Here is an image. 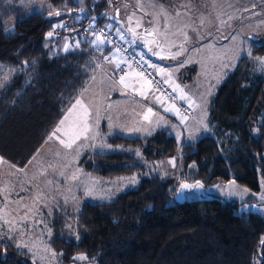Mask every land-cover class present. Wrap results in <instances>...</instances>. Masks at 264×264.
I'll list each match as a JSON object with an SVG mask.
<instances>
[{"label": "trees", "instance_id": "trees-1", "mask_svg": "<svg viewBox=\"0 0 264 264\" xmlns=\"http://www.w3.org/2000/svg\"><path fill=\"white\" fill-rule=\"evenodd\" d=\"M46 2L55 10L77 7L75 0ZM87 4L91 6L92 0ZM104 8L100 0L78 25L64 27L60 33L74 40L72 27L83 31L89 23H106L104 14L91 16ZM11 21L14 32L7 35L5 28ZM58 21L0 0V79L2 72L14 71L0 92V158L20 168L43 145L95 68L96 51L89 41L81 40L83 35L77 40L79 47L51 52L46 39ZM104 47L101 50L109 54ZM251 53L238 61L211 101L209 119L216 136H203L182 147L183 178L190 182L209 186L235 181L260 191L264 77L255 75L253 58L264 56V47L256 44ZM110 144L119 147L84 160L85 171L106 178L126 176L141 168L128 165L137 151L154 162L171 158L178 150L169 130L133 139L115 135ZM172 185V179L148 176L111 202L85 203L76 215L64 209L53 211L50 245L60 264L71 263L77 253L94 257L98 264H264L263 214L239 213L242 202L219 198L169 206ZM71 221L77 226L78 240L70 235ZM0 244L7 246L6 256L0 248V264H33L14 243Z\"/></svg>", "mask_w": 264, "mask_h": 264}, {"label": "rangeland", "instance_id": "rangeland-1", "mask_svg": "<svg viewBox=\"0 0 264 264\" xmlns=\"http://www.w3.org/2000/svg\"><path fill=\"white\" fill-rule=\"evenodd\" d=\"M13 5L27 6L32 12L46 14L56 22L53 35L47 36L46 44L53 54L79 47V41L63 36L60 32L64 27L78 25L100 0H75L77 7L55 10L46 0H6ZM106 8L91 16L95 19L100 14H107L106 24L120 28L125 37L123 43L133 52L143 54L147 61L157 65L152 68L175 88L177 100H163L155 89H151L145 80L129 69L125 75L117 72L119 60L113 54L106 61L100 57L104 44L96 46V39L84 34L81 40L92 44L94 70L86 85L74 97L86 103L91 113L89 117V139H80L73 149H65L57 137L69 130V125L76 119L78 109H72V115L61 126L60 121L51 131L61 127V132L51 140L48 138L30 160L32 163L23 167L14 166L8 162L0 166V243H17L27 245L18 248L28 253L33 264H60L56 254L53 257L50 240L53 230L50 226V215L57 209H64L69 214L76 215L85 203L99 204L114 200L120 194L138 186L141 180L148 176H159L172 179L171 198L168 205L186 201L219 198L223 201L242 202L239 213H259L264 215V194L259 176L260 191L253 192L239 186L235 181L204 185L202 189L186 192V198H178L176 192L182 183L195 184L183 178L184 164L182 147L197 141L203 136H216V128L210 124V104L219 86L227 76L234 71L238 61L247 57L248 38L257 36L264 42V0H104ZM108 5V6H107ZM247 9V11L245 10ZM167 13V16L162 14ZM181 15L177 17L175 13ZM60 12L57 16L55 13ZM135 12V16L133 13ZM75 13V14H74ZM70 14L69 17H64ZM128 17H132L129 22ZM140 22L141 27L136 28ZM151 22V23H150ZM62 24L64 27H57ZM131 27L137 33L134 38ZM74 29V27H72ZM146 29H155L151 35ZM116 31V29H115ZM14 32L11 21L5 28L7 35ZM116 35L117 32H116ZM120 38V35H118ZM135 39V43H129ZM67 48V50H65ZM102 49V50H101ZM151 49L152 51H149ZM179 55H175L177 52ZM109 53V52H108ZM159 53V55L154 54ZM239 54L238 56L236 54ZM163 57V58H161ZM255 61V75L264 77V66ZM183 62V66H180ZM165 65L172 68L164 69ZM159 69H163L160 71ZM170 71V73H168ZM14 71L2 72L0 92ZM188 74V79L184 76ZM123 76L124 83L120 82ZM180 82V83H179ZM181 89L183 91H181ZM148 92H152L149 94ZM83 94V95H82ZM182 97H187L184 99ZM191 103V107H189ZM189 113L182 114V106ZM184 107V106H183ZM151 108V112L148 109ZM165 108L172 109L164 111ZM186 117L181 122V116ZM98 115V119H97ZM145 116L148 119H145ZM139 129V130H137ZM161 130H169L178 141L175 156L154 162H148L141 151H137L135 161L128 165H140L126 176L106 178L91 171H85L82 163L97 154L115 152L116 147L110 144V139L119 135L125 138H142L154 135ZM256 134L257 130L253 129ZM95 137L92 139V137ZM67 139V136H63ZM79 147V154L74 149ZM174 161V163H169ZM51 165V166H49ZM14 166V167H10ZM191 165L190 168H193ZM19 169V171L17 170ZM75 175V179H73ZM134 178V180H133ZM51 181V183H48ZM247 189V191H245ZM27 213V219L21 220V215ZM15 217V219H13ZM5 220L12 221L16 227L8 232ZM70 235L79 239L77 226L72 221L68 225ZM22 233V234H21ZM14 239L8 240L7 235ZM86 261H72L69 264H98L94 257L87 255Z\"/></svg>", "mask_w": 264, "mask_h": 264}, {"label": "snow or ice", "instance_id": "snow-or-ice-1", "mask_svg": "<svg viewBox=\"0 0 264 264\" xmlns=\"http://www.w3.org/2000/svg\"><path fill=\"white\" fill-rule=\"evenodd\" d=\"M110 2H111V0H110ZM245 10L247 11V9H245ZM55 14L57 16H59L60 12H56ZM162 14L167 16V13H164L163 10H162ZM175 15L177 17H179L181 15V13L179 11H177L175 13ZM133 16H135V12L133 13ZM128 19H129V22H131L132 17H128ZM56 26L57 27H64V25H62V24H57ZM139 27H141V24L138 21L136 23V28H139ZM127 30L129 32H132L134 38L137 36V33L135 32V30L133 28L129 27ZM153 31H155V29H151V30L146 29V32L149 35H151ZM116 32L118 35H120L121 40L125 39V37L121 34L120 28H116ZM52 35H53V32L48 33L49 37H51ZM102 36H106V33L101 32L99 35L96 36V46L97 47H99V45L102 43L109 42L106 40H102L101 39ZM248 42H249V47L256 46V44H260L261 47H264V42H261L258 39V37L255 35L250 36L248 38ZM129 43H135V39L133 41H130ZM65 50H67V48ZM126 51H127L126 49H117V52H126ZM149 51H152V50L149 49ZM154 54L159 55V53H154ZM179 54H180V52L178 51L175 55H179ZM251 54H252L251 51H248L247 55L251 56ZM133 55H135V53ZM236 55L238 56L239 54L237 53ZM161 58H163V57H161ZM106 59H108V58L106 57ZM140 61H142L144 64H147L148 67H151L154 69L158 67L157 65L151 64L147 60H145L143 57V54L140 55ZM257 62L259 64H261L262 66H264V58H258ZM122 63L123 64L128 63L127 57L124 55H122L120 57V61H119V63L116 64V67L120 68V64H122ZM130 66L131 65H129V67ZM180 66H183V62L181 63ZM159 70L163 71V69H159ZM121 71H123V69H121ZM142 74L143 73H141V75ZM120 82L122 84L124 83L123 76H121ZM148 83L151 84L152 81L148 80ZM2 86L3 85L0 84V87H2ZM176 87L179 88V85H177ZM174 91H175V89H174ZM181 91H183V90L181 89ZM182 98L187 99V97H182ZM189 107H191V103H189ZM72 109H78V111L76 113V119H74L71 122V124L69 125V130L63 133V136H67V139H64L63 136L57 137L59 139V143L62 144L65 149H73V145L76 143L77 140L80 139L81 135L84 136L85 140L89 139V137L86 135L90 131L89 117H90L91 113L89 112L88 105L86 103H82L81 99H76L75 103L69 109V116L72 115ZM171 110L172 109H169V108L164 109V111H166V112L171 111ZM148 111L151 112L152 111L151 108H149ZM176 115L181 116V114L179 113L178 110L176 111ZM69 116H65L64 119H62L60 121L61 126L65 125V122L69 119ZM185 118L186 117L181 116V122H183V120ZM97 119H98V115H97ZM145 119H148V117L145 116ZM137 130H139V129H137ZM60 132H61V127H57L55 129V131L49 136V139L51 140L53 137H56L57 133H60ZM94 138L95 137L93 136L92 139H94ZM80 146H82V145H78L77 148L74 149L76 155L79 154L78 149ZM137 154H139V153H137ZM35 159H36V157H33V161ZM0 163H6V162L3 161L2 158H0ZM30 163H32V161H30ZM169 163H174V161H169ZM49 166H51V165H49ZM10 167H14V166H10ZM17 170L19 171V169H17ZM73 179H75V175H73ZM133 180H134V178H133ZM48 183H51V181H48ZM262 187H264V182H262ZM202 188H203V184H201L199 182H196L195 184L182 183L179 186L180 190L176 192V196L178 198H186V196H185L186 192H193L194 193V190L202 189ZM245 191H247V189H245ZM260 199L264 200V194L261 195ZM13 219H15V217H13ZM26 219H27V213L25 212L24 214L21 215V220H26ZM5 224L8 225V232L9 233H12L15 230L16 225L12 221L5 220ZM3 238H4L3 235H0V239H3ZM7 239L12 240V239H14V236L9 234V235H7ZM261 244L264 245V239L261 240ZM6 247H7L6 245L0 244V248L5 249V256H6ZM16 247L17 248L27 247V245H21L20 243H17ZM52 255H53V257H55L56 253L52 252ZM60 255L63 256V253H60ZM72 259H73V261H86V260H88V257L85 254H79V255L74 256Z\"/></svg>", "mask_w": 264, "mask_h": 264}, {"label": "built area", "instance_id": "built-area-1", "mask_svg": "<svg viewBox=\"0 0 264 264\" xmlns=\"http://www.w3.org/2000/svg\"><path fill=\"white\" fill-rule=\"evenodd\" d=\"M108 6V5H107ZM107 18V14H104L103 19L105 20ZM72 29V28H71ZM73 31V39L78 40L82 36V33H86L91 38L96 39V36L99 35L101 32L106 33V36H102V40H106L109 42L103 43L105 46H107L111 53L115 55V58L120 61V57L122 55L127 57V64H120V68H117V72L120 75H125L128 73L129 69H131V73H135L138 76H141L147 84L148 80H151L152 83L149 84V87L151 89H155L158 91L160 98L163 100L171 101V100H177V93L174 91V87L171 86L168 82H166L162 77H160L151 67H148L147 64H144L142 61H140V54L138 52L131 51L124 43L123 41L116 35V31L106 23L104 24H95V23H89L83 31H77L72 29ZM117 49H126V52H117ZM135 53V55H133ZM144 59L147 60V57L144 56ZM129 65H131L129 67ZM123 69V71H121ZM141 73H143L141 75ZM182 114L189 113V110L184 106L181 110Z\"/></svg>", "mask_w": 264, "mask_h": 264}, {"label": "crops", "instance_id": "crops-1", "mask_svg": "<svg viewBox=\"0 0 264 264\" xmlns=\"http://www.w3.org/2000/svg\"><path fill=\"white\" fill-rule=\"evenodd\" d=\"M84 34H85V33H82V35H84ZM93 39H94V38H93ZM92 44H93V43H91V45H90L91 47H92ZM100 54H101L100 57H102V58L106 61L105 57H108V58H109V55L112 54V53H111V51H109V55H108V56H107V54H106L105 52H103V53L100 52ZM167 66L169 67V65H165V66H164V69L168 68ZM170 68H172V67L170 66L168 69H170ZM155 72L159 75V73H158L157 71H155ZM168 73H170V71H169ZM159 76H160V75H159ZM160 77H161V76H160ZM187 77H188V74L184 76V79L187 80V79H188ZM179 83H180V82H179ZM148 93L151 94L152 92H148ZM68 115H69V112H67V114H66L65 116H68ZM0 166H1V163H0Z\"/></svg>", "mask_w": 264, "mask_h": 264}]
</instances>
